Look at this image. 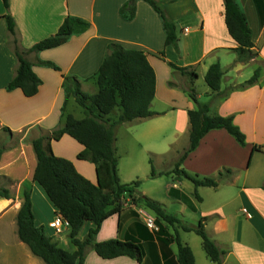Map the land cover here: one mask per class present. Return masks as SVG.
I'll use <instances>...</instances> for the list:
<instances>
[{"label": "crops", "instance_id": "1", "mask_svg": "<svg viewBox=\"0 0 264 264\" xmlns=\"http://www.w3.org/2000/svg\"><path fill=\"white\" fill-rule=\"evenodd\" d=\"M129 1L10 0L7 10L0 0V138L5 139L1 131L8 133L9 141L19 137L16 143L3 145L6 149L0 158V187L10 190L9 197L0 196V264H47L18 235L17 216L24 190L31 192L36 225L43 226L63 248L74 249L70 228L57 232L51 225L60 213L34 180L37 155L31 140L64 125V76H76L88 94L98 92L97 73L112 42L144 50L156 72V94L151 103L156 113L125 122L117 130L121 181L140 180L138 190L143 195L161 202L168 214L184 223L197 224L205 218L209 237L224 251V264H264V148L254 149L264 145V0H237L248 18L258 53L247 63L236 60L237 43L226 25L224 0H158L176 25L178 49L166 43L162 19L148 2L136 0L134 18L124 19L120 9ZM7 12L16 22L15 34L9 32ZM69 15L87 20L88 30L72 35L60 46L27 53L42 80L38 92L27 96L21 88L8 90L18 65L16 42L22 49H30L54 34ZM41 60L53 61L60 69L43 65ZM217 61L223 70L219 94L205 81L210 65ZM170 63L190 67L197 76L174 69ZM258 67V80L243 84ZM190 88L200 103L210 105L212 115L233 116L246 135L242 145L227 129H211L180 165L201 176L215 177L222 171L217 186L196 187L172 172L189 143L188 112L197 107ZM66 113L78 119L85 116L73 94L67 99ZM118 113L117 108L112 115ZM51 145L56 155L70 159L83 176L97 182L95 163L78 158L84 145L69 134ZM151 160L161 174L151 176ZM138 209L127 198L120 212L102 222L96 241L139 240L143 260L126 255L103 258L88 248L84 264H179L178 246L168 240L174 227L163 223L167 227L159 235L146 226ZM93 225L85 221L78 237L84 239ZM179 231L182 241L192 248L196 264H218L207 255L198 234Z\"/></svg>", "mask_w": 264, "mask_h": 264}, {"label": "trees", "instance_id": "2", "mask_svg": "<svg viewBox=\"0 0 264 264\" xmlns=\"http://www.w3.org/2000/svg\"><path fill=\"white\" fill-rule=\"evenodd\" d=\"M136 0L125 3L120 13L124 19L134 18L136 12ZM148 2L160 15L166 31V43L173 44L178 49V35L175 23L166 15L158 0H144ZM7 10L10 0H3ZM225 21L228 31L236 41L237 61L247 63L257 56L254 50L255 42L246 13L237 0H224ZM9 32L15 34L16 22L9 12L5 15ZM90 23L77 16H67L58 30L38 41L30 49H22L16 42L15 53L18 65L14 76L7 85L8 90L21 88L27 96L35 95L42 80L33 69V62L28 59L27 53L54 48L67 42L72 35L80 34L88 30ZM109 52L106 54L98 70L99 90L95 94H88L81 89L78 78L74 75L64 76L63 87L66 92V100L62 107L65 117L64 125L53 130L49 135H43L32 139L31 143L37 155V166L34 180L45 190L59 213L69 222V237L74 247L67 250L59 245L52 236L48 235L43 226L35 223L32 210L31 192L24 190L23 202L17 216L18 235L34 253L47 264H84L88 248L94 249L103 258H114L126 255L143 260L144 250L139 240H120L117 238L105 241H96L102 222L110 215L120 212L128 198L130 204L150 209L156 216L159 225L158 234H164L163 223L172 225L174 233L168 238L176 242L178 246L179 264H196L192 248L184 243L180 237L179 228L184 231H193L203 241V247L207 255L216 263H223L224 251L209 237L205 228V218L197 224H187L174 215L168 214L163 204L146 195H143L138 187L140 180L123 183L119 176V155L116 148V134L119 126L135 118H146L154 115L151 109L152 100L156 94V72L148 60L144 50L126 48L120 43L109 44ZM41 64L60 67L49 60H41ZM170 65L182 72H188L193 77L197 76L190 67H178ZM223 70L219 61L210 65L205 81L217 94L221 88ZM260 68L258 67L252 77L243 84H252L258 80ZM191 98L197 103V107L189 110L190 134L189 143L179 154L175 167L172 170L181 178L192 181L198 186H217L222 171L217 176H201L180 168L183 160L194 150L201 138L214 128L227 129L242 145L246 144V135L240 127L234 123L233 116L212 115L208 103H200L195 90L188 91ZM74 95L82 106L85 116L75 118L71 113H66V104L69 95ZM119 113L114 117L116 109ZM5 130L9 128L4 127ZM64 134H69L84 145V150L78 154V158L89 160L96 165L97 182L94 183L83 176L74 163L65 157L56 155L52 150V141L60 139ZM264 148L255 146L254 149ZM6 147L0 146V158ZM151 176L157 172L153 161ZM231 173V169H226ZM0 196L9 197L10 190L0 187ZM198 198L201 197L197 194ZM91 221L94 225L89 229L84 239L78 237L80 228L85 221Z\"/></svg>", "mask_w": 264, "mask_h": 264}, {"label": "built area", "instance_id": "3", "mask_svg": "<svg viewBox=\"0 0 264 264\" xmlns=\"http://www.w3.org/2000/svg\"><path fill=\"white\" fill-rule=\"evenodd\" d=\"M244 210L246 211V209ZM138 213L147 227L155 231L159 230V226L156 223V216L152 212L144 207H140ZM51 225L57 232H62L65 228L69 227V222L61 214H57Z\"/></svg>", "mask_w": 264, "mask_h": 264}, {"label": "rangeland", "instance_id": "4", "mask_svg": "<svg viewBox=\"0 0 264 264\" xmlns=\"http://www.w3.org/2000/svg\"><path fill=\"white\" fill-rule=\"evenodd\" d=\"M1 133H2V135L5 137V139H6V141H5V139L4 140H1V138H0V140L2 141V145L1 146H10V144H14V143H16L18 140H19V137L17 136H15L14 137V139H12V140H10L9 141V137H8V133H5L4 131H1ZM151 164V163H150ZM151 168V167H150ZM161 168V167H160ZM143 182H145V181H142V183ZM147 183V182H146ZM134 205V204H133ZM136 206V210L138 209V208H140V206H138V205H135ZM138 213V212H137ZM138 215H139V213H138ZM140 216V215H139ZM157 223V222H156ZM158 224V223H157ZM159 226V225H158ZM155 231V230H154ZM158 231L159 230H157V231H155V232H157L158 233ZM193 235H195V234H193ZM200 241H201V238L199 237V236H197V235H195Z\"/></svg>", "mask_w": 264, "mask_h": 264}]
</instances>
